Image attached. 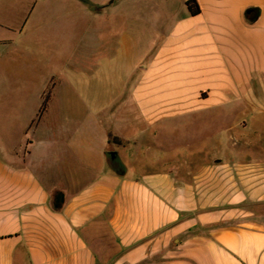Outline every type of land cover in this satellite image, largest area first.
<instances>
[{"label":"crops","instance_id":"crops-1","mask_svg":"<svg viewBox=\"0 0 264 264\" xmlns=\"http://www.w3.org/2000/svg\"><path fill=\"white\" fill-rule=\"evenodd\" d=\"M30 1L36 4L28 14L29 0H0V30L20 38L40 2ZM186 1L180 0L186 12L169 28L151 65L165 75L152 89L168 93L145 104L171 110L178 101L170 91L231 90L243 105L264 106V0H195L196 16ZM138 56L126 75L141 62ZM81 100L90 119L94 106L112 102L91 94ZM230 103L223 93L215 105ZM144 117L156 122L173 115ZM84 121L64 133L39 131L26 154L12 151L0 161V264H264V157L216 159L189 177L155 171L127 179L106 157L108 150L118 154L121 136L112 131L113 142L104 131L107 172L82 178L71 147L93 128ZM43 145L56 157L40 167L46 184L26 164ZM148 152L145 145L143 154ZM53 175L59 182L49 181ZM54 189L64 193L60 212L50 208Z\"/></svg>","mask_w":264,"mask_h":264},{"label":"rangeland","instance_id":"rangeland-1","mask_svg":"<svg viewBox=\"0 0 264 264\" xmlns=\"http://www.w3.org/2000/svg\"><path fill=\"white\" fill-rule=\"evenodd\" d=\"M35 4L29 0L28 14ZM185 12L180 0H40L20 38L0 30V161L12 151L26 154L39 131L64 133L84 120L93 128L71 147L82 178L107 172L104 131L121 136L116 148L127 179L155 171L189 177L216 165V159L264 157V106L243 105L234 91L173 90L178 103L171 110L145 104L168 93L152 89L165 75L151 65L169 28ZM139 53L141 62L126 75ZM223 93L231 103L216 106ZM90 94L112 101L102 109L94 106L91 119L81 100ZM154 112L173 118L144 117ZM135 136H141V144ZM50 161L56 157L43 145L26 164L46 184L40 167ZM49 181L59 182L54 175Z\"/></svg>","mask_w":264,"mask_h":264},{"label":"trees","instance_id":"trees-1","mask_svg":"<svg viewBox=\"0 0 264 264\" xmlns=\"http://www.w3.org/2000/svg\"><path fill=\"white\" fill-rule=\"evenodd\" d=\"M185 5H186V8L190 16H196L199 14L200 10L195 0H188L186 1ZM46 103H47V98H45L41 103V107L39 111V118L41 114L43 113V111L45 110ZM109 138L111 139V134H109ZM112 140H115V139L112 138ZM63 202H64L63 191L61 189H54L50 194V199H49L50 208L54 212H60L63 206Z\"/></svg>","mask_w":264,"mask_h":264},{"label":"water","instance_id":"water-1","mask_svg":"<svg viewBox=\"0 0 264 264\" xmlns=\"http://www.w3.org/2000/svg\"><path fill=\"white\" fill-rule=\"evenodd\" d=\"M108 164L110 168L116 173V174H124L126 169L122 162L120 161V158L118 157V154L115 152H109L106 154Z\"/></svg>","mask_w":264,"mask_h":264}]
</instances>
